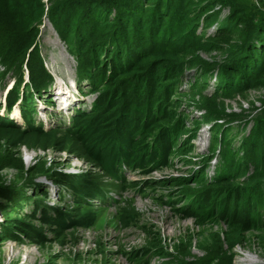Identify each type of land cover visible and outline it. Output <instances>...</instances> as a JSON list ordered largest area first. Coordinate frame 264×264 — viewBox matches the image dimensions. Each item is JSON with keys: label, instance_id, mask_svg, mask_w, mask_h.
Wrapping results in <instances>:
<instances>
[{"label": "trees", "instance_id": "1", "mask_svg": "<svg viewBox=\"0 0 264 264\" xmlns=\"http://www.w3.org/2000/svg\"><path fill=\"white\" fill-rule=\"evenodd\" d=\"M30 1L31 27L40 22L43 15L50 18L59 38L76 60L77 80L85 82L89 92L96 95L89 109L79 107L73 111L68 125L51 126L48 130L63 129L65 133L79 136L82 149L92 154L104 177L118 182L100 181L93 186L87 196L99 203L105 202L109 186L121 188L128 182V172L143 167L152 156L159 159L163 148L158 152L152 144L140 148L146 141L144 136L156 138L165 130V138L175 148H182L186 135L191 134V140L197 137L204 120L188 121L180 106L182 100L214 102L217 97L234 99L237 95L244 97L251 89L264 88V10L247 15L246 6L238 0ZM222 7H227L228 13L219 18ZM3 8L0 5V11L5 14ZM71 10L78 23L66 18ZM63 22H68L66 28ZM213 24L215 30L207 32L206 28ZM4 30L8 38L15 36L14 32L10 33L12 29ZM34 40L35 37L23 43L4 40L11 46L2 53L3 63L15 68L20 75L27 59L30 83L21 87V79L16 80L8 92L6 111L10 112L20 98L19 88L23 91L20 101L23 127L7 116L0 117V124L22 129L24 133L40 134L48 130L35 121V111L26 107L34 95L40 97L49 91L52 77L44 69L37 48L30 50ZM199 53H215L220 60L206 62L200 59ZM17 55L22 58L16 59ZM187 69L193 70L194 79H185ZM212 76L215 78L213 91L206 93L208 79ZM184 84L186 90L180 88ZM108 88L111 93L102 95ZM79 90L83 95L80 87ZM161 100H165L163 105ZM121 108H125L127 114L135 111L138 120L133 122L132 128L128 118L109 120L101 116L110 113L117 116ZM262 112L261 119H254L250 133L243 139L244 146L239 149L243 156H239L238 151L234 153L231 147V125L211 126L212 137L205 162L196 176V182L206 184L211 192L203 206L202 199L196 197L194 208L200 207L197 213L211 221L224 215L228 229L223 232L222 244L219 241L218 246L224 245L227 250H232L246 232L264 233V110ZM221 116L212 113L211 118ZM121 127H126L125 138L116 140L112 133L115 129L122 130ZM93 137L95 140L90 139ZM96 150H99L97 154ZM192 151L190 148L189 152ZM139 154L145 158L136 162ZM215 155L219 157V165L212 180H208L206 168ZM154 164L152 161L148 166ZM82 178L89 182L86 176ZM54 181L58 185L69 182L62 177H54ZM81 186L83 184L77 187L76 183L69 182L68 188L74 202L83 204L82 194L87 193V189ZM41 194L47 196L48 193L45 190ZM0 197L15 202L21 210L30 203V198L23 193H5ZM32 204L31 218L39 211L44 222L70 223L67 215L57 209L41 202ZM4 212L9 210L4 209Z\"/></svg>", "mask_w": 264, "mask_h": 264}, {"label": "rangeland", "instance_id": "2", "mask_svg": "<svg viewBox=\"0 0 264 264\" xmlns=\"http://www.w3.org/2000/svg\"><path fill=\"white\" fill-rule=\"evenodd\" d=\"M238 1L246 6L247 15L264 10V2L260 0ZM0 2L5 7V14L0 11V112L6 110L8 92L16 80L21 79V87L30 83L25 65L27 59L19 75L15 68L5 66L2 53L11 46L9 40L23 43L31 37L35 40L30 50L37 48L44 69L52 77L47 90L67 87L70 91L68 108L59 107L53 93L50 99L44 98L48 92L40 97L34 95L26 108L35 111V121L42 122L43 129L48 130L51 126L65 125L77 108L89 109L96 95L89 92L85 82L77 80L76 60L59 38L50 18L43 15L40 22L31 27L30 0ZM71 11L66 18L78 23ZM227 13L228 8L222 7L219 18ZM65 23L64 28L68 22ZM4 28L12 29L10 33L14 32L15 36L8 38ZM215 28L213 24L206 31L210 33ZM198 55L206 62L220 60L215 53ZM19 57L17 55L16 59ZM193 76V70L185 71V79L192 80ZM214 84L212 76L205 92L212 93ZM180 88L186 90L185 84ZM19 90L20 98L12 105L11 113L14 108L21 111L20 101L24 94L21 88ZM108 90L102 95L110 94ZM163 103L165 100L160 101L161 105ZM263 104L264 88L251 89L244 97L237 95L234 99L217 97L214 102L182 100L180 106L189 117L188 121L204 120L197 137L191 140V134H188L183 138L182 148H175L165 138V130L156 138L144 136L146 141L140 148L150 144L156 152L163 148L159 159L152 156L145 165L142 164L143 167L128 172V182L121 188L109 186L104 203L87 196L88 192H92L93 186L100 181L118 182L104 177L92 154L82 149L79 136L65 133L63 129L24 133L22 129L0 124V196L23 193L30 198V203L21 210L15 202L0 197V264H264V233L246 232L232 250H227L224 245L218 246L219 241L222 244L223 232L228 229L224 215L211 221L197 213L200 207L194 208L196 197L202 199L200 204L203 206L211 192L209 186L196 182L212 137L211 126L231 125V147L234 153L238 151V155L243 156L239 149L244 146L243 139L250 133L254 119H261ZM11 113L10 116L22 123ZM119 113L101 116L109 120L128 118L130 128L138 120L134 110L127 114L126 109L121 108ZM212 113L222 116L211 118ZM188 125L192 127L189 122ZM121 128L112 133L116 140L117 137L125 138L126 127ZM90 139L95 140L94 137ZM136 141L139 143L140 140ZM190 148H193L192 152H189ZM97 152L99 150L95 154ZM138 156L136 162L145 158L141 154ZM152 161L155 164L148 166ZM218 165L216 155L208 161L205 173L208 180H212ZM83 176L90 183L85 182ZM54 177L66 178L77 187L83 184L81 187L87 189V193L82 194L83 204L74 202L69 182L58 185ZM133 181H137L136 185L128 184ZM45 190L47 196L41 194ZM32 202L57 209L67 215L70 223L44 222L39 211L31 218ZM4 209L9 212L5 213Z\"/></svg>", "mask_w": 264, "mask_h": 264}, {"label": "bare ground", "instance_id": "3", "mask_svg": "<svg viewBox=\"0 0 264 264\" xmlns=\"http://www.w3.org/2000/svg\"><path fill=\"white\" fill-rule=\"evenodd\" d=\"M11 115L18 117L19 120L21 121L20 112H19L18 108H14L13 112L11 113Z\"/></svg>", "mask_w": 264, "mask_h": 264}, {"label": "built area", "instance_id": "4", "mask_svg": "<svg viewBox=\"0 0 264 264\" xmlns=\"http://www.w3.org/2000/svg\"><path fill=\"white\" fill-rule=\"evenodd\" d=\"M260 1L264 2V0H260Z\"/></svg>", "mask_w": 264, "mask_h": 264}]
</instances>
